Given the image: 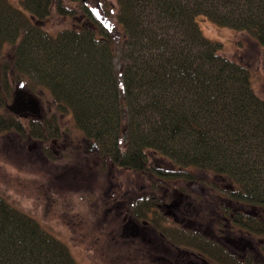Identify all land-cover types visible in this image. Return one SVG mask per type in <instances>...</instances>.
I'll use <instances>...</instances> for the list:
<instances>
[{"label": "trees", "instance_id": "16d2710c", "mask_svg": "<svg viewBox=\"0 0 264 264\" xmlns=\"http://www.w3.org/2000/svg\"><path fill=\"white\" fill-rule=\"evenodd\" d=\"M53 3L0 0V106L12 80L47 89L51 104L70 111L118 165L151 169L152 157L163 156L228 175L244 199L264 203V97L253 86V65L223 54L200 24L206 17L243 32L263 58L264 0H117L121 40L103 25L50 32L37 21ZM8 114L0 111V130L21 123ZM57 114L35 123H54L58 132ZM0 264L79 263L63 240L0 194Z\"/></svg>", "mask_w": 264, "mask_h": 264}, {"label": "flooded vegetation", "instance_id": "af4514ba", "mask_svg": "<svg viewBox=\"0 0 264 264\" xmlns=\"http://www.w3.org/2000/svg\"><path fill=\"white\" fill-rule=\"evenodd\" d=\"M77 1L82 2V10L73 15L78 20L73 28L90 27L99 32L103 5L110 6H106L108 10L113 6L108 0H93L94 4ZM17 3L22 5L21 0ZM57 3L59 0H54L50 11L37 21L47 30L46 20L54 7L59 8ZM60 11L65 12V8L62 6ZM35 17L31 16V20ZM50 104L45 109L40 98L39 111L15 113L9 109L20 118L32 120L11 128L20 138L26 135V139L34 140L33 146L38 144L39 154L46 159L50 150L53 156L60 150V154L70 152L71 145L64 141L76 140L66 124L67 129L56 124L60 130L54 132V123H35L52 118L56 107ZM37 126L46 131L32 134L31 128ZM75 126L78 128L76 123ZM18 127L25 128L26 133ZM82 139L86 140L85 166L93 164L94 181L105 176L107 184L104 190L94 188L89 192L95 196L94 206L82 221H87V226L88 221H96V241L101 244L98 254L110 258L108 264H264V203L244 199L231 177L203 168L195 171L191 168L196 167L175 166L163 156L150 157L151 169H130L118 165L95 139L85 134ZM91 142L93 145H89ZM55 143L60 149L53 147ZM60 154L55 158L64 159ZM115 167L132 173L122 180L113 171ZM87 182L90 185L91 180ZM86 215L90 218L86 219Z\"/></svg>", "mask_w": 264, "mask_h": 264}, {"label": "rangeland", "instance_id": "374dc122", "mask_svg": "<svg viewBox=\"0 0 264 264\" xmlns=\"http://www.w3.org/2000/svg\"><path fill=\"white\" fill-rule=\"evenodd\" d=\"M10 1L18 5V0ZM59 1L65 8V12L61 13V8L59 10V8L54 7L50 17L46 20L47 25H45L54 33L62 28L75 26L78 20L73 15L82 10V2L80 1ZM89 1L94 4L93 0ZM108 2L114 9L108 10L106 6L108 8L110 6L103 5L105 13L102 10L99 13L101 14L102 25L115 32L114 34H116L118 40H121L123 28L117 18V0H108ZM200 24L207 36L222 43L221 52L223 54L253 65V86L257 94L264 97V57L262 58L257 45H251V41L243 32L220 25L206 17L200 19ZM5 50L6 48L3 51ZM2 52H0V63L3 59L1 55L4 54ZM116 62L119 66L117 60ZM10 86L12 92L6 103L12 101L17 86L31 89L27 83L14 80L11 81ZM32 91L40 96L46 109L52 101L50 92L40 87ZM6 110L23 125L32 121L18 117L6 109L5 105L0 106V111L9 115ZM56 111L58 113L57 118L60 120L59 123L64 125L66 129L68 128L67 125L70 126L71 132L76 138L72 142L68 139L64 141V144L71 145L70 152L60 154V150L57 153L61 157L65 156L64 159H56L57 154L53 156L51 154L53 153L52 150L48 152L49 159H46L39 154V145L33 146L34 140L26 139V135L24 139L20 138L18 133H14V128L0 130V194L14 206L31 214L46 229L63 240L69 246L79 264H101V261L108 264L110 258H102L98 254L99 245L101 246V244L96 241L95 233L98 229L95 224L96 221H88V226L85 225L87 221H82L85 214H90L91 208L94 206L95 196H91L89 192L94 188L104 190L107 186L106 178L105 176H99V180L94 181L92 173L95 171V167L93 164H86L85 166L86 157L83 154V148H85L86 140L83 141L82 139V136L84 137L83 131L75 126L72 113L57 110V108ZM49 118H51L50 115ZM121 136L124 140H128L129 133L126 128L121 130ZM89 145H93L92 142ZM53 147L60 149L56 143L53 144ZM158 157L160 156L154 158ZM90 161L94 163L93 158ZM191 169L198 171L197 168ZM129 170L119 167L113 168V171L117 172L122 180H125L127 175L129 176L132 173ZM89 174L92 177L90 179H88ZM132 177H135L134 173ZM89 180H91L90 185L87 184ZM89 218L86 217V219Z\"/></svg>", "mask_w": 264, "mask_h": 264}, {"label": "water", "instance_id": "95a60500", "mask_svg": "<svg viewBox=\"0 0 264 264\" xmlns=\"http://www.w3.org/2000/svg\"><path fill=\"white\" fill-rule=\"evenodd\" d=\"M7 107L15 113H21L27 109L39 111L41 107L40 98L33 91L17 86L12 102L8 103Z\"/></svg>", "mask_w": 264, "mask_h": 264}]
</instances>
